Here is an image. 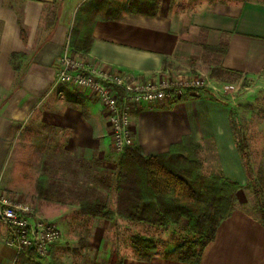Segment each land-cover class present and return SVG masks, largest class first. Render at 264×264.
<instances>
[{
  "label": "crops",
  "instance_id": "obj_1",
  "mask_svg": "<svg viewBox=\"0 0 264 264\" xmlns=\"http://www.w3.org/2000/svg\"><path fill=\"white\" fill-rule=\"evenodd\" d=\"M112 1L120 5L149 2ZM156 2L154 14L153 10H121L114 16L115 7L105 0H0V88L5 93L0 104V186L7 185L4 174L16 158L19 136L30 129L33 139L39 132L46 137H40L42 168L49 159L55 160L54 167L63 173L69 174L71 167L73 175L85 177L80 183H97L101 192H77L73 198L108 200L107 208L116 213V181L122 154L113 147L103 105L71 85L57 83V62L66 52L104 71L159 81L190 69L186 61L210 46L225 51L221 52V67L242 79L264 74V0ZM235 96L224 93L213 81L201 91H186L174 102L165 100L135 109L130 127L134 148H140L145 157L172 154L189 139L206 152L209 166L239 186L238 203L220 222L214 239L204 247L197 262L161 256L138 261L134 255L129 261L122 254L119 262L264 264V219L244 209L250 203L245 189L250 179L234 131V116L240 114L242 106ZM36 143L32 141L28 151L35 152ZM247 153L248 160L253 161L250 147ZM28 165L38 166L36 162ZM31 181L35 192L37 180ZM7 192L0 188V193ZM11 194L29 203L39 217L54 223L46 208V197ZM72 206L63 204L61 210L81 212V202ZM111 243L92 236L79 241L73 263L112 264ZM64 244L67 242L62 240L56 253L66 258L68 249ZM20 253L25 251L0 241V264H16ZM67 260L62 264H70Z\"/></svg>",
  "mask_w": 264,
  "mask_h": 264
},
{
  "label": "rangeland",
  "instance_id": "obj_2",
  "mask_svg": "<svg viewBox=\"0 0 264 264\" xmlns=\"http://www.w3.org/2000/svg\"><path fill=\"white\" fill-rule=\"evenodd\" d=\"M221 58V50L204 46L198 56L186 61V63L191 65L190 69L179 71L174 77L170 78L186 75L205 79L206 84L208 82L211 84L214 81L224 93L236 95L237 101L242 106H240V114H235L234 116V131L238 141L242 144L245 143L247 150L250 147L253 155V161L247 160L249 166H251L252 179L248 177V180H250L245 187L246 193L250 197V203L244 209L260 214L264 219V135L262 134L264 129V74L256 79H242L239 75L227 72L222 68L220 65ZM183 67L184 65L182 69H184ZM226 85L236 86L234 90L227 93L225 90ZM4 97L5 93L0 88V104ZM262 123L263 125L261 126ZM31 132L30 129H26L19 136L16 158L12 160L11 166L6 169L4 174L5 184L7 185L4 187L0 186V188L9 192L5 195H10L13 192L28 195L36 193L38 199H45L46 197L47 199L45 200H48L46 208L54 217L52 220L54 224L60 228L62 238L60 243L53 247L46 258H39L34 253L25 251V253H31L37 263L62 264L69 258L70 262L67 261L70 264H74L76 260L74 256L76 243L88 239L89 236L95 239L103 237L113 243L111 251L113 253L112 264H123L118 261L120 254L128 257L129 261H132L133 255L136 256L138 261H144L140 259L132 245V238L137 235L154 240L157 248L154 256L164 258H177L175 254L177 247L197 239V235L190 231L188 222L185 219L177 225L157 227L132 223L120 217H114L113 219L92 218L77 212V210H61V205L63 204L68 203L71 205L70 208H73L72 204L76 205L81 202V200L77 201L72 196H76L77 192L81 194L85 192L87 194L101 193L98 190L99 186L97 183L87 186L84 180V183H80L85 177L73 175L71 167L68 169L69 174L63 173L60 171L61 169L54 167L57 165L55 160L54 162H51L50 159L45 161L44 163L47 165L42 168L43 162L40 150L42 145L40 137L42 135L39 132V135L34 136L33 139ZM32 141L33 143L37 142L36 147L38 150L36 149L35 152L28 151ZM121 154L123 155L124 152ZM195 159L198 169L203 175L210 178L217 177L222 179V181L226 180L216 167L209 166L211 161H208L206 152L200 148L195 153ZM32 162H36L38 166L30 168L28 164ZM41 172L44 174L42 175ZM35 179L37 180V188L35 192H32L34 182L31 180ZM66 197L69 198L67 199ZM105 201L108 202V200ZM237 203L238 201L235 202V207ZM94 225L97 228H94ZM106 226L110 228H102ZM6 238L7 231L5 228L0 227V241L5 242ZM62 240H64V243L67 242V244H64L66 245L65 248L68 249L67 251L65 250V253H68L66 258L63 255L58 256L56 253L57 246L62 243Z\"/></svg>",
  "mask_w": 264,
  "mask_h": 264
},
{
  "label": "trees",
  "instance_id": "obj_3",
  "mask_svg": "<svg viewBox=\"0 0 264 264\" xmlns=\"http://www.w3.org/2000/svg\"><path fill=\"white\" fill-rule=\"evenodd\" d=\"M105 1L115 7L114 16L121 10H153L151 14H154L157 6L156 0L142 4L132 1L126 5ZM238 148L248 177L252 179L247 146L238 141ZM176 149V153L152 157L143 156L140 148L127 149L119 163L116 213L108 209L107 202L99 197L82 199L81 213L107 219L117 215L132 223L157 227L177 225L185 219L197 239L177 247L175 254L181 262L194 263L199 260L204 247L214 239L220 222L235 209L239 186L227 179L222 181L203 175L195 159L199 145L190 143L189 139ZM132 245L144 261L152 259L157 251L154 240L140 235L132 238ZM16 264L39 263L31 253H20Z\"/></svg>",
  "mask_w": 264,
  "mask_h": 264
},
{
  "label": "built area",
  "instance_id": "obj_4",
  "mask_svg": "<svg viewBox=\"0 0 264 264\" xmlns=\"http://www.w3.org/2000/svg\"><path fill=\"white\" fill-rule=\"evenodd\" d=\"M57 63L58 84L71 85L103 105L111 126L113 147L118 153L133 147L130 127L136 108L165 100L174 102L188 90L198 92L207 87L205 79L186 75L158 81L104 71L69 52ZM234 89L235 85L225 86L227 93ZM0 227L7 231V246L19 252L31 251L39 258L48 257L62 237L57 225L39 217L29 203L13 194L0 193Z\"/></svg>",
  "mask_w": 264,
  "mask_h": 264
}]
</instances>
